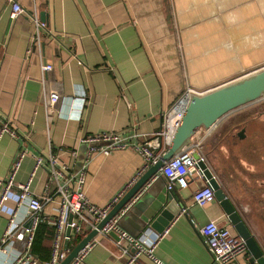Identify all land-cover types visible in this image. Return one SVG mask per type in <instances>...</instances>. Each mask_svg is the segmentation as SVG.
<instances>
[{
    "label": "crops",
    "instance_id": "crops-1",
    "mask_svg": "<svg viewBox=\"0 0 264 264\" xmlns=\"http://www.w3.org/2000/svg\"><path fill=\"white\" fill-rule=\"evenodd\" d=\"M13 1L24 9L15 19L10 18L11 3L0 0V113L19 137L0 135V179L25 148L15 182L28 179L34 165L31 153L52 152L76 171L86 160L87 146L79 142L83 135L112 131L136 134V141L144 142L161 128L163 114L186 84L207 92L264 67V0ZM41 12L46 13V27L35 40L34 19ZM42 64L53 68L43 72ZM52 90L59 100L49 108ZM79 96L85 102L80 118L72 119L71 101ZM233 112L212 127L203 142L205 158L213 157L214 151L226 153L224 141L230 128L242 125V113ZM244 137L238 138L244 141ZM236 158L246 171L253 163L244 155ZM207 164L264 251V173L237 177L240 196L233 197L222 162L214 163V168ZM145 170L141 155L131 148L97 153L86 166L85 195L90 203L105 207ZM49 180L43 165L30 188L36 195L53 198L54 184ZM188 182L187 187L172 191L181 210L166 226L169 232L155 252L163 264H214L200 232L202 225L213 219L236 233L215 199L203 208L193 202V191L204 182L197 173ZM166 183L158 171L141 200L120 217L119 225L134 236L152 229L147 208L164 200ZM14 194L2 207L0 237ZM55 203L44 204V215H54ZM95 240L75 264H154L144 256L134 262L121 257L109 234L98 233ZM46 244L51 249L52 240ZM249 259L247 252L227 264H250Z\"/></svg>",
    "mask_w": 264,
    "mask_h": 264
},
{
    "label": "built area",
    "instance_id": "built-area-1",
    "mask_svg": "<svg viewBox=\"0 0 264 264\" xmlns=\"http://www.w3.org/2000/svg\"><path fill=\"white\" fill-rule=\"evenodd\" d=\"M12 9L10 18L15 19L24 9L13 0H8ZM35 40L38 39L39 30L45 28V22L37 17ZM50 64H42L43 72L52 69ZM189 84H186L178 99L165 111L161 128L153 136L144 142L136 141V134L123 135L112 131H101L87 134L80 137L79 142L87 146L86 160L81 167L73 171L69 161L61 160L52 152L31 153L34 165L25 182H15L14 176L19 168L22 158L26 155L27 149L20 150L11 166V170L4 179H0V214L2 207L14 194L12 209L7 218V223L0 237V264H40L32 254L31 247L35 232L41 222L53 227V237L50 259L45 264H57L62 260L70 245H74L76 239H80L106 215L109 209L118 201L121 194L116 195L105 207H99L89 202L85 195L84 184L86 166L93 155L102 153L108 155L113 150L131 148L139 153L143 159V170L156 163L165 151L168 142L179 125L181 117L187 107L190 97L194 94H202ZM59 100L57 91H49L48 107L52 108ZM264 100V99H260ZM82 96L71 101L69 117L79 119L84 105ZM211 128L200 129L191 142L184 146L178 153L165 160L159 168L160 174L166 178V190L172 192L175 187L185 188L189 179L194 173L204 182L196 188L192 194L193 202L205 207L206 204L214 201V191L204 178L202 171L197 167L198 160L206 162L202 152V145ZM8 134L11 138L17 139L18 133L11 125V122L0 113V135ZM199 154L196 160L194 153ZM75 151H70V158L74 157ZM69 158V160H70ZM207 163V162H206ZM46 165L50 175V182L54 184V197L50 195H36L30 188L32 178L36 171ZM63 179V183L60 182ZM56 202L53 216H46L43 213V206L47 202ZM126 211L121 209L103 226L99 233L106 235L113 231L118 236L114 241L119 249V255L128 257L129 262L138 261L141 256L146 257L154 264H163L156 255V248L159 242L167 235L169 228L156 232L146 229L142 234L134 236L119 225V219ZM71 217L69 221L68 218ZM70 228L69 236L65 235L66 228ZM201 234L205 238L208 249L211 252L214 264H227L248 252L245 240L234 234L227 225L219 224L213 219L202 225ZM68 239V250H63V240ZM96 242L95 238L83 248L78 256L70 263L75 264L80 260ZM251 264V263H250Z\"/></svg>",
    "mask_w": 264,
    "mask_h": 264
},
{
    "label": "water",
    "instance_id": "water-1",
    "mask_svg": "<svg viewBox=\"0 0 264 264\" xmlns=\"http://www.w3.org/2000/svg\"><path fill=\"white\" fill-rule=\"evenodd\" d=\"M40 21H46V13L39 14ZM264 99V67L251 71L241 77L223 83L205 93L194 94L184 110L179 125L176 127L173 136L168 142L165 151L161 154L158 161L149 167L133 182L118 201L109 209L106 215L90 229L76 245L68 250V239L63 240V250H68L65 257L57 264H70L93 240L105 224L121 209L129 211L131 207L141 200L145 190L151 180L156 178L162 163L178 153L184 146L189 144L192 138L200 129H209L217 124L219 120L231 112L242 108L248 104ZM244 127L237 134L238 137L244 136ZM194 158L199 159V154L194 153ZM197 167L202 171L204 178L214 191V199L219 203L226 215L229 224L235 233L245 240L247 250L250 253L249 263L264 264V251L251 233L247 223L235 207L234 203L225 193L220 182L215 177L210 167L203 160H198ZM148 205V215L150 227L156 232L162 231L179 213L181 206L176 200L173 192H168L164 200L158 207ZM143 212V211H142ZM69 216L68 220H71ZM70 228L67 227L65 235L69 236ZM115 240L118 236L113 231L108 233Z\"/></svg>",
    "mask_w": 264,
    "mask_h": 264
},
{
    "label": "rangeland",
    "instance_id": "rangeland-1",
    "mask_svg": "<svg viewBox=\"0 0 264 264\" xmlns=\"http://www.w3.org/2000/svg\"><path fill=\"white\" fill-rule=\"evenodd\" d=\"M264 104V100H258L254 103L248 104L242 108H239L235 110L233 113H242L241 117L245 119H249L252 115L255 114V111L260 105ZM250 116V117H244V116ZM240 119V118H239ZM238 119V120H239ZM237 120V121H238ZM243 125V124H242ZM241 124L236 125L234 127H231L229 130V138L224 141V146L226 149V153L224 155L219 154L217 151H214L213 157L207 156V162L213 166L214 163H217L218 161L224 166L225 175L228 178H224L226 181L227 186L229 187V190L232 193L233 197L240 196V192H237V184L236 178H249L254 175L253 173H264V121H262V125H259L257 128L253 123H248L245 130L243 131L246 140H239L237 137V134L239 131H241L242 126ZM232 133L234 134V137H232ZM259 133V134H257ZM247 134V135H246ZM247 136V137H246ZM203 154H205V148L204 143L202 147ZM241 155H244V158H247L250 162V165L247 169L240 168V165L237 164V158ZM206 156V155H205ZM252 167H255L256 169H253ZM252 168V169H251ZM216 170V169H215ZM253 171V172H250ZM258 175H254V177H257ZM238 179V178H237ZM242 188V187H240ZM264 190V189H263ZM246 201H243V203Z\"/></svg>",
    "mask_w": 264,
    "mask_h": 264
},
{
    "label": "trees",
    "instance_id": "trees-1",
    "mask_svg": "<svg viewBox=\"0 0 264 264\" xmlns=\"http://www.w3.org/2000/svg\"><path fill=\"white\" fill-rule=\"evenodd\" d=\"M250 117L248 115L245 116ZM246 119L243 118L241 122L245 121ZM54 229L53 227L47 225L44 222H41L38 225V228L34 235V240L31 247L32 254L41 261H48L50 259L51 249H49V245L46 244V240H52ZM50 238V239H49ZM81 239V238H80ZM76 239L74 241V245H70V249L73 248L76 243L80 240ZM51 245V242H50Z\"/></svg>",
    "mask_w": 264,
    "mask_h": 264
},
{
    "label": "flooded vegetation",
    "instance_id": "flooded-vegetation-1",
    "mask_svg": "<svg viewBox=\"0 0 264 264\" xmlns=\"http://www.w3.org/2000/svg\"><path fill=\"white\" fill-rule=\"evenodd\" d=\"M262 121H264V104L259 106L254 115H252L249 119L243 121V125L241 127H244L245 130L248 123H253L254 125L259 126L262 125Z\"/></svg>",
    "mask_w": 264,
    "mask_h": 264
}]
</instances>
